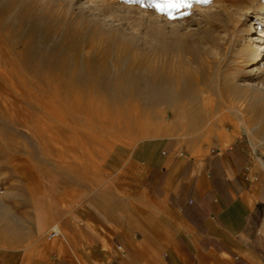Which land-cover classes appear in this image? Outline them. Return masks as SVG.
Returning a JSON list of instances; mask_svg holds the SVG:
<instances>
[{
	"label": "rangeland",
	"instance_id": "obj_1",
	"mask_svg": "<svg viewBox=\"0 0 264 264\" xmlns=\"http://www.w3.org/2000/svg\"><path fill=\"white\" fill-rule=\"evenodd\" d=\"M95 1L113 27L79 11L78 0H0V252L43 220L46 236L58 223L55 209L98 191L119 146L164 137L192 150L226 137L264 160V92L238 82L245 40L233 41L237 29L226 16L205 24L215 27L208 48L168 36L167 48L157 49L150 38L156 14L191 22L222 2L247 8L251 21L264 0Z\"/></svg>",
	"mask_w": 264,
	"mask_h": 264
},
{
	"label": "crops",
	"instance_id": "obj_2",
	"mask_svg": "<svg viewBox=\"0 0 264 264\" xmlns=\"http://www.w3.org/2000/svg\"><path fill=\"white\" fill-rule=\"evenodd\" d=\"M225 141L187 150L160 137L115 148L109 180L54 210L62 236H44V220L22 229L0 264H264V160ZM41 204L34 199L38 220Z\"/></svg>",
	"mask_w": 264,
	"mask_h": 264
},
{
	"label": "bare ground",
	"instance_id": "obj_3",
	"mask_svg": "<svg viewBox=\"0 0 264 264\" xmlns=\"http://www.w3.org/2000/svg\"><path fill=\"white\" fill-rule=\"evenodd\" d=\"M78 1H79L78 2L79 11L88 15V17H91L98 25H100L103 28L113 27L115 20H113L114 18L112 17V15L103 12L104 4L101 1L100 2L98 1L93 2L94 0L93 1L78 0ZM220 4L210 9L207 8L208 10L205 8V10L201 12L202 18L201 19L199 18L200 20H196L195 18H192L195 20L193 21L190 20L191 22H186L182 20L174 22L160 16L159 14L152 16L151 19L152 26L150 24L151 26L150 38L153 39L152 45L157 49H161L162 47L167 48L168 41L166 38H168L169 36V38L171 37L178 39L179 41L177 44L180 46L185 47L186 40H188L187 42H189V39L192 40L197 38L200 41L199 44L201 48L203 47L208 48L210 47L209 45L214 44L213 43L214 41L212 40L214 39L213 32H215L214 30L215 27L208 26L207 28H205V24L207 23V21L213 23L214 20L216 19L215 16L221 13L222 15L226 16L227 22L233 25L235 29H237V33L233 36V41L236 40L237 35L241 36L240 38H242V42L244 40L246 41V42L244 41V43H242L241 46L238 47L239 49L237 50V55L241 60L240 64L242 66H247V68L248 67L249 68L243 70V74H245V76L240 77L238 82L249 90L264 92V20L263 19L261 20V16L264 15V13L262 14L261 11L257 10V12L255 13V18L251 21H248L247 14L249 13V10L247 8L241 6L238 7L236 5L235 9L229 10L227 6ZM223 40H225V38H223ZM215 44L217 46L219 44L220 46L221 42L217 40ZM208 100H206L205 98L203 101L206 102ZM212 101L214 103V100ZM239 114H241V112H239ZM176 117L177 116H174V119ZM239 121L242 131L246 133H250L249 129L244 128L245 120L239 117ZM63 135L66 136L65 133Z\"/></svg>",
	"mask_w": 264,
	"mask_h": 264
},
{
	"label": "built area",
	"instance_id": "obj_4",
	"mask_svg": "<svg viewBox=\"0 0 264 264\" xmlns=\"http://www.w3.org/2000/svg\"><path fill=\"white\" fill-rule=\"evenodd\" d=\"M61 236L62 235H61L60 230L55 227V228H52V230L50 231L48 239L52 240V239H55V238H60Z\"/></svg>",
	"mask_w": 264,
	"mask_h": 264
},
{
	"label": "snow or ice",
	"instance_id": "obj_5",
	"mask_svg": "<svg viewBox=\"0 0 264 264\" xmlns=\"http://www.w3.org/2000/svg\"><path fill=\"white\" fill-rule=\"evenodd\" d=\"M201 2L207 3L208 0H201ZM159 7V6H158ZM162 11V9H160Z\"/></svg>",
	"mask_w": 264,
	"mask_h": 264
}]
</instances>
